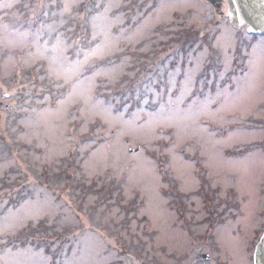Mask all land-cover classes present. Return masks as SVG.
<instances>
[{
	"label": "rangeland",
	"instance_id": "obj_1",
	"mask_svg": "<svg viewBox=\"0 0 264 264\" xmlns=\"http://www.w3.org/2000/svg\"><path fill=\"white\" fill-rule=\"evenodd\" d=\"M202 175L264 209V36L205 0H0V264H160Z\"/></svg>",
	"mask_w": 264,
	"mask_h": 264
},
{
	"label": "flooded vegetation",
	"instance_id": "obj_2",
	"mask_svg": "<svg viewBox=\"0 0 264 264\" xmlns=\"http://www.w3.org/2000/svg\"><path fill=\"white\" fill-rule=\"evenodd\" d=\"M205 1L210 3L216 15L230 22L228 0ZM213 195L218 197L219 193L214 191ZM242 196L235 190L226 198H206L200 201L201 208H194L196 201L191 200L192 212L184 217L190 221V226H195L193 230H187L192 246L190 250L184 247L170 250L169 245L162 244L160 264H256V248L264 233V209L255 211V205L260 206L259 200L252 202L251 197ZM247 205H251L249 212ZM199 227L202 228L197 229Z\"/></svg>",
	"mask_w": 264,
	"mask_h": 264
},
{
	"label": "trees",
	"instance_id": "obj_3",
	"mask_svg": "<svg viewBox=\"0 0 264 264\" xmlns=\"http://www.w3.org/2000/svg\"><path fill=\"white\" fill-rule=\"evenodd\" d=\"M247 152H248V149L247 150L244 149V150H239V153H235V154H237L239 156H244ZM57 177L62 178L59 175ZM203 183L204 184H210L211 182H209V180L207 178H205L203 180ZM83 187H84L83 193L85 194V196H87V194H96V195H99V197L102 198L103 200L105 198H108V196L105 197L106 194L108 195V193H109V195H111L110 194L112 192L111 189H113V192L120 190V186L116 185L113 182L112 183L108 182V184L105 183V185L101 188H97L96 185H93L91 187H87L84 185ZM171 188H172V190H171L172 194L174 193V197H176V200L178 199L177 203H181V207H182V208H180L182 210L181 214H183V213L185 214V210L183 211V207L187 205L186 200H185V198H187V195L180 192L179 189L177 188L176 184ZM211 193H212V189L207 188V187H204L199 192H197L198 195H200V196L203 195L205 198H212L210 196ZM34 226L35 225L33 223H30V227L24 231L28 234L23 233L25 235V237H23L22 234H19V238H18L19 242H21V244H23V243H26V241H27V243L32 242V243H30L32 245H37V244H40V245L45 244L46 245L47 244L48 246H51L54 242L50 241V239L55 240V238L57 237V234H56L57 232H55V233L51 232V233L47 234V232H49L50 228H47L46 224L43 223V221L41 223H39L37 226H35V227H39V228H37L38 231L36 230V228H34ZM33 232H37V233L33 234ZM40 232H43L44 234L37 236V234H39ZM66 233H68V231ZM13 240H14V238H13Z\"/></svg>",
	"mask_w": 264,
	"mask_h": 264
},
{
	"label": "water",
	"instance_id": "obj_4",
	"mask_svg": "<svg viewBox=\"0 0 264 264\" xmlns=\"http://www.w3.org/2000/svg\"><path fill=\"white\" fill-rule=\"evenodd\" d=\"M228 2L229 18L235 27L247 25L250 33L264 35V0H228ZM255 260L256 264H264V235L257 246Z\"/></svg>",
	"mask_w": 264,
	"mask_h": 264
},
{
	"label": "bare ground",
	"instance_id": "obj_5",
	"mask_svg": "<svg viewBox=\"0 0 264 264\" xmlns=\"http://www.w3.org/2000/svg\"><path fill=\"white\" fill-rule=\"evenodd\" d=\"M256 202V201H255Z\"/></svg>",
	"mask_w": 264,
	"mask_h": 264
}]
</instances>
